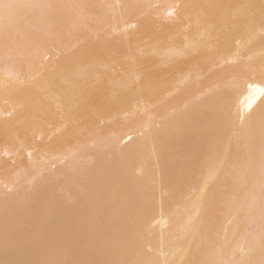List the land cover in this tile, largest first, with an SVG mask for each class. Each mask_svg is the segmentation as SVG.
<instances>
[{"label": "bare ground", "instance_id": "obj_1", "mask_svg": "<svg viewBox=\"0 0 264 264\" xmlns=\"http://www.w3.org/2000/svg\"><path fill=\"white\" fill-rule=\"evenodd\" d=\"M9 2L0 262L264 264V0Z\"/></svg>", "mask_w": 264, "mask_h": 264}, {"label": "rangeland", "instance_id": "obj_2", "mask_svg": "<svg viewBox=\"0 0 264 264\" xmlns=\"http://www.w3.org/2000/svg\"><path fill=\"white\" fill-rule=\"evenodd\" d=\"M147 14V12L141 14V16H145ZM134 18V17H132ZM69 34H67L64 38H62V44L61 45H57L56 46V50H58V52L61 55H70L72 53H74L77 50L78 44L84 40H92L95 41L96 38L90 34V32L88 30L86 31H78L77 29H72V31L68 32ZM70 36H72V38H70ZM57 67V63L54 62L53 59L49 58L48 62L45 63H40V67L37 69H34L31 73L32 75H27L25 77V83L30 84L31 82H33L36 78H38L41 75V70H46V71H54ZM30 74V73H29ZM7 117V116H5ZM50 145H46V147L51 146Z\"/></svg>", "mask_w": 264, "mask_h": 264}, {"label": "snow or ice", "instance_id": "obj_3", "mask_svg": "<svg viewBox=\"0 0 264 264\" xmlns=\"http://www.w3.org/2000/svg\"><path fill=\"white\" fill-rule=\"evenodd\" d=\"M27 7H36V5L28 4H17L9 2V0H0V20H4L10 17L11 13L15 9L27 8ZM0 264H7V262H0ZM50 264H71V262L65 261H53ZM126 264H143L142 261L126 262ZM203 264H215L214 261H206Z\"/></svg>", "mask_w": 264, "mask_h": 264}]
</instances>
